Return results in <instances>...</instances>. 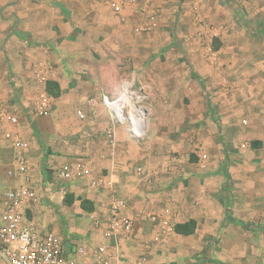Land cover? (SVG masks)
Segmentation results:
<instances>
[{
	"label": "rangeland",
	"instance_id": "374dc122",
	"mask_svg": "<svg viewBox=\"0 0 264 264\" xmlns=\"http://www.w3.org/2000/svg\"><path fill=\"white\" fill-rule=\"evenodd\" d=\"M111 1L0 0V95L9 105L17 100L24 123L32 126L39 144L37 155H45L28 169L26 181L39 195L32 203L36 205L26 209L27 216L36 228L81 240L91 248L101 240L103 228L94 227L90 213L81 211L80 198L103 196L105 207L98 205L95 211L104 219L112 196L125 197L116 176L123 166L155 173L163 155L167 162L180 157L172 141L179 136L195 141L192 121L201 100L192 96L200 92L210 107L211 97L220 95L222 88L257 86L264 77V0H125L121 12L114 11ZM59 3L69 6L68 12ZM58 22L73 30L65 34ZM54 29L58 42L77 47L74 51L70 45L58 47L57 59L52 60L48 53ZM51 61L64 89L44 110L36 102L47 101L44 89L52 67L44 69L43 64ZM141 85L148 94L143 101L148 109L147 134L136 142L125 129L117 131L112 148L106 136L111 123L101 94ZM20 123L18 118L11 130ZM107 159L118 169L110 171ZM76 160L85 163L86 173L66 182L57 180L54 171ZM5 166L2 162L0 168L6 175ZM5 175L0 186L7 187ZM110 182L119 186L110 187ZM68 194L74 196L71 204ZM132 239L124 242L127 261L146 256L148 262L151 251L142 244L137 247ZM0 264H6L1 257ZM82 264L93 262L86 258Z\"/></svg>",
	"mask_w": 264,
	"mask_h": 264
},
{
	"label": "crops",
	"instance_id": "0c3cea01",
	"mask_svg": "<svg viewBox=\"0 0 264 264\" xmlns=\"http://www.w3.org/2000/svg\"><path fill=\"white\" fill-rule=\"evenodd\" d=\"M58 5L69 9L63 3ZM58 25L67 35L73 30L68 23L58 22ZM55 32L56 29L54 43L48 53L52 60L57 59L58 47L70 45L72 51L77 47L67 41L58 42ZM47 63L43 64L44 69L45 65L52 67L47 79L59 81L63 91L58 69L53 68V62ZM260 81L257 86L244 84L222 88L219 90L220 95L211 97L210 107L203 102L201 93H196L192 98L201 100L199 112L193 115L192 121L196 126V139L187 142L179 136L178 140L172 141V148L180 157L167 162L166 155H163L160 157L162 164L155 173L148 168L144 170L141 167L142 170L138 171V167L136 170L123 166L122 174H116L120 186L110 182L113 188H123L120 191L128 200L126 213L136 218L131 237L137 247L151 237L152 224L141 214L142 211L161 212L170 209L173 212L174 231L166 241L154 244L148 250L152 255L147 264H264V77ZM208 92L211 91L204 90V94ZM44 94L47 101L36 103L50 107L54 104L51 102L55 97L46 88ZM4 114L16 115L21 121L20 126L11 130V124L4 119ZM23 119L17 100L9 105L1 94L2 162L7 166L13 165L18 153L12 141L2 135L11 132L13 137H20L28 143L21 151L27 172L19 177H10L2 173L0 168V179L2 175L10 178L7 179L10 182L7 187L0 186L2 190L26 181L30 163H35L37 158L42 160L45 156L43 153L37 155L39 144L32 126L29 129ZM111 126L112 124L109 127ZM124 129L119 127L117 131L123 132ZM115 144L110 146L114 148ZM50 157L52 155L48 157L49 161ZM150 158L146 160L151 161ZM105 165L110 171H114L116 167L118 169V164L109 159L105 161ZM52 167L57 168L55 164ZM88 198L95 202L96 208L99 205L101 210L107 203L100 195L96 199L91 195ZM35 205L34 203L31 207ZM92 213L96 214V211L90 214ZM190 219L196 222L194 233L185 235L175 231L176 223Z\"/></svg>",
	"mask_w": 264,
	"mask_h": 264
},
{
	"label": "built area",
	"instance_id": "2783aa9c",
	"mask_svg": "<svg viewBox=\"0 0 264 264\" xmlns=\"http://www.w3.org/2000/svg\"><path fill=\"white\" fill-rule=\"evenodd\" d=\"M124 2L125 0H112L110 3L115 12H121ZM147 95L142 85L138 88H123L118 93L104 91L101 94V104L112 124L106 130V136L112 145L116 142V131L119 127H124L133 141L139 142L146 136L148 109L143 101ZM41 108L48 109L43 105ZM79 115L85 117L82 110H79ZM3 117L11 125L18 123L16 115L4 114ZM2 136L12 141V145L18 150L13 165L7 166L6 174L19 177L27 172L21 151L28 143L20 137H13L11 132ZM141 170L138 167V171ZM86 171L85 163L76 160L56 169L55 175L57 180L66 182L81 177ZM38 195L36 187L27 181L7 190L0 189V257L6 264H82V260L86 258L92 259L93 264L147 263L146 256L137 257L132 262L127 261L124 242L131 237L136 218L126 213L128 200L125 197L118 194L112 196L104 219L95 213L90 214L92 225L103 228L101 240L91 248L81 240H66L55 231L36 228L28 218L26 209L31 208ZM141 214L152 224L151 237L146 238L142 245L144 249H152L154 244L166 241L174 231L173 212L170 209L161 212L142 211Z\"/></svg>",
	"mask_w": 264,
	"mask_h": 264
},
{
	"label": "trees",
	"instance_id": "16d2710c",
	"mask_svg": "<svg viewBox=\"0 0 264 264\" xmlns=\"http://www.w3.org/2000/svg\"><path fill=\"white\" fill-rule=\"evenodd\" d=\"M61 8L63 9V11L68 12L66 8L64 7ZM45 86H46L45 87L46 91L55 98L59 97L62 94L61 84L57 80L49 79L46 81ZM73 197H74L73 194L66 195V201L70 204L73 203L74 202ZM80 207L84 211L91 213L95 211V202L90 198H80ZM195 229H196V222L193 219H190L183 223L175 224V231L177 233L188 235L194 233Z\"/></svg>",
	"mask_w": 264,
	"mask_h": 264
}]
</instances>
